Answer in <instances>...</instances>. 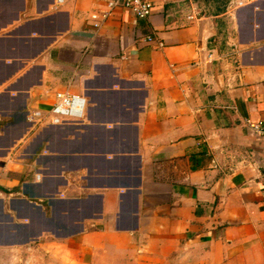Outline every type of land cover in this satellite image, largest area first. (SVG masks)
I'll return each mask as SVG.
<instances>
[{
  "label": "crops",
  "instance_id": "0c3cea01",
  "mask_svg": "<svg viewBox=\"0 0 264 264\" xmlns=\"http://www.w3.org/2000/svg\"><path fill=\"white\" fill-rule=\"evenodd\" d=\"M107 1L0 0V249L264 264V0ZM61 90L82 121L30 122Z\"/></svg>",
  "mask_w": 264,
  "mask_h": 264
},
{
  "label": "built area",
  "instance_id": "2783aa9c",
  "mask_svg": "<svg viewBox=\"0 0 264 264\" xmlns=\"http://www.w3.org/2000/svg\"><path fill=\"white\" fill-rule=\"evenodd\" d=\"M153 0H108L103 8L91 14L92 25L99 30L119 7L130 9L139 19H148L153 12ZM153 40L152 35L146 37ZM87 99L85 95L61 90L49 108H35L29 113V120L34 125H60L81 122L85 116ZM247 127L256 135L264 137V121L247 120Z\"/></svg>",
  "mask_w": 264,
  "mask_h": 264
},
{
  "label": "rangeland",
  "instance_id": "374dc122",
  "mask_svg": "<svg viewBox=\"0 0 264 264\" xmlns=\"http://www.w3.org/2000/svg\"><path fill=\"white\" fill-rule=\"evenodd\" d=\"M100 253V252H99ZM0 264H79L66 261L53 246H42L34 242L18 249H0ZM89 264H137V256L131 251L110 247L101 251Z\"/></svg>",
  "mask_w": 264,
  "mask_h": 264
}]
</instances>
